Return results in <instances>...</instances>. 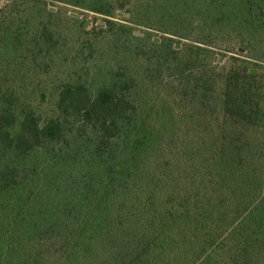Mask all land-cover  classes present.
Instances as JSON below:
<instances>
[{"label":"trees","instance_id":"obj_1","mask_svg":"<svg viewBox=\"0 0 264 264\" xmlns=\"http://www.w3.org/2000/svg\"><path fill=\"white\" fill-rule=\"evenodd\" d=\"M56 2L101 16L105 27L89 29L60 7L53 11ZM116 13L184 39L188 20L242 41L256 40L264 28V0L1 6L0 264H264V97L257 74L243 60L229 62L223 74L200 76L192 52L209 49L191 44L181 57L172 37L162 47L149 33L137 36L112 21ZM102 55L108 60L94 85L87 64ZM185 74L190 102L205 113L194 129L177 121L171 132L183 134L181 141L187 135L188 143L161 155L162 134L150 137L151 110L158 120L173 112L164 103L146 109L156 89L143 93L141 83L166 75L173 84ZM208 97L217 102L212 112ZM181 109L185 119L194 117ZM143 110L148 115L136 125ZM16 201L28 210L11 214Z\"/></svg>","mask_w":264,"mask_h":264},{"label":"rangeland","instance_id":"obj_2","mask_svg":"<svg viewBox=\"0 0 264 264\" xmlns=\"http://www.w3.org/2000/svg\"><path fill=\"white\" fill-rule=\"evenodd\" d=\"M6 2H12V0H0V7L3 6ZM59 7L62 9V12L66 13L67 15H77L81 21L85 22V26H88L89 29L93 27H105V24L103 22V18L101 16H98L95 13L92 12H84L77 7L68 6L64 4H58L51 3L50 8L53 9V11H58ZM143 19V18H142ZM112 21H115L117 23H121L122 25H129L133 28V32L137 36L144 37L146 33H149L151 38L156 43H162V47H165L166 41L165 39L167 37H172L170 35H167L163 32H159L156 30H151L148 28H144L142 26H138L132 22H130L127 18H123L122 14L117 15V13L114 15V18H111ZM143 22H147V20L143 19ZM157 21H159L158 18H156ZM155 25H157V22H154ZM188 30L190 32V38L184 39V38H178V37H172L174 41V48L177 50H180L182 53L181 57H187L189 55V51L187 50L188 45H198L204 49H209L211 52L210 54L204 52V51H194L192 52V56L195 57L197 63L200 62L199 71L202 70L199 75L203 76L208 73H211L212 71L215 73H225L228 68L230 67L229 62L237 63V65H240V61L246 60L247 62H242L248 69L251 70L252 73L257 74V80L260 81L258 85H261L262 87V95L264 97V47L261 48L260 44L264 45V28L260 29L255 36L257 37L256 40L251 39L249 35H245L244 41L241 39H237L235 35L232 34V32H216V31H209L207 29H200L195 26V24L189 22L188 20ZM199 39L200 41H206L209 43V45L202 44L195 42L193 40ZM255 48V51L252 52V49ZM105 50V48L102 50V52ZM196 53H198V56H196ZM259 57L258 60L252 58L254 55ZM207 57V60H204L201 62V59H205ZM256 58V57H255ZM236 59V60H234ZM107 55H102L101 57H97L92 59L88 62V68L90 74V79L93 81L94 85L100 84V79L98 78L97 73L99 71L103 70V65L107 62ZM205 63V64H204ZM210 63V64H209ZM205 65V66H204ZM67 68H63V71ZM205 69V70H204ZM207 70V71H206ZM141 71H145V68H143ZM204 71L206 74H204ZM103 73V72H102ZM186 76V77H185ZM152 77H155L156 80L152 81V83L142 82L141 90L144 92L151 91L153 88L156 90L151 92L150 97V108L146 109H160L162 104H165V109H163L165 112H169L172 109L173 114L170 116V118H163L161 120L157 119V116L155 115V112L151 110V116H150V125L154 129L151 133V139L153 141L159 140V137L157 136V132L161 133L162 136L160 137V141L162 140L163 143L158 146L157 149L161 150V155L167 154L170 147L173 145L176 149L183 144V141L188 143V136L184 135L185 138L181 141V136L183 134L171 132L172 128L177 125V121L180 120V124L184 125L187 121V123L190 124L186 126L188 128H193L191 125L192 123H197V116L200 114H204L205 111H201L196 104H192L190 102L191 95L189 91H191L190 87H186L188 89H185V83L186 80H189L188 74H185L184 76H181L177 79V81L173 84L172 81L166 77V75L162 76L161 80H159L158 75H154ZM174 78V77H173ZM98 79V80H97ZM214 83L215 80H211ZM210 81V82H211ZM92 83V82H91ZM170 83V84H169ZM190 85V84H189ZM192 86V84H191ZM211 90H217V84L211 85ZM153 87V88H151ZM141 92V91H140ZM186 95V102H183L181 100L182 96ZM213 95V94H210ZM209 99V97H208ZM208 103V102H207ZM209 103H211V106L209 110L214 109L213 106L217 103L214 101V99H209ZM188 105V107L186 106ZM178 107H180L178 109ZM182 107H186V109H190L189 113L192 114L188 115L189 118L185 119L184 117L187 115L186 113H182L180 110H182ZM262 107L264 109V102L262 103ZM195 108V109H191ZM205 109V107H204ZM219 109V107H218ZM161 110V111H163ZM175 110H178L179 113H176ZM141 109L138 111L140 112ZM193 112V113H192ZM212 112V110H211ZM216 117V112L212 113ZM148 115V112L143 110L140 114V116L137 119V124L139 125L142 120L145 118V116ZM166 114L163 113L162 117H165ZM212 119V116L210 117ZM156 122H159L160 125H164L167 123L168 130L164 129H156L157 125ZM162 123V124H161ZM194 129V128H193ZM90 133V131H89ZM29 180H39V176H31ZM22 208V207H21ZM18 205V201H16L14 204H12V210L10 211L11 214L14 211H18L20 214L23 213V211H27L28 207H24L21 209Z\"/></svg>","mask_w":264,"mask_h":264},{"label":"water","instance_id":"obj_3","mask_svg":"<svg viewBox=\"0 0 264 264\" xmlns=\"http://www.w3.org/2000/svg\"><path fill=\"white\" fill-rule=\"evenodd\" d=\"M74 16L78 17L77 15H74Z\"/></svg>","mask_w":264,"mask_h":264}]
</instances>
